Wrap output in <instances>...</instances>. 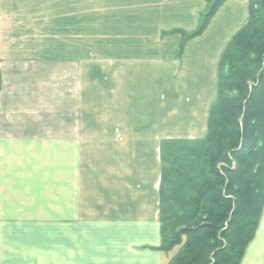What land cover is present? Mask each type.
I'll use <instances>...</instances> for the list:
<instances>
[{"label":"crops","instance_id":"0c3cea01","mask_svg":"<svg viewBox=\"0 0 264 264\" xmlns=\"http://www.w3.org/2000/svg\"><path fill=\"white\" fill-rule=\"evenodd\" d=\"M0 0V264H169L161 143L202 139L226 0ZM241 264H264V210Z\"/></svg>","mask_w":264,"mask_h":264},{"label":"trees","instance_id":"16d2710c","mask_svg":"<svg viewBox=\"0 0 264 264\" xmlns=\"http://www.w3.org/2000/svg\"><path fill=\"white\" fill-rule=\"evenodd\" d=\"M202 34L226 0H207ZM249 1L247 24L219 63L218 95L202 139L161 143V251L169 264H241L264 210V0ZM235 163V164H234Z\"/></svg>","mask_w":264,"mask_h":264},{"label":"rangeland","instance_id":"374dc122","mask_svg":"<svg viewBox=\"0 0 264 264\" xmlns=\"http://www.w3.org/2000/svg\"><path fill=\"white\" fill-rule=\"evenodd\" d=\"M234 164H235V163H234ZM178 249H179V248H178V247H176V254H177V252H178Z\"/></svg>","mask_w":264,"mask_h":264}]
</instances>
